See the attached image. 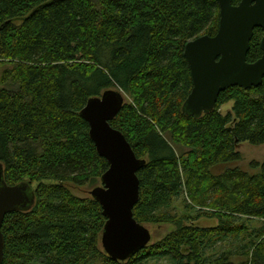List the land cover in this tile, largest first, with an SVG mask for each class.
Wrapping results in <instances>:
<instances>
[{"label":"trees","instance_id":"16d2710c","mask_svg":"<svg viewBox=\"0 0 264 264\" xmlns=\"http://www.w3.org/2000/svg\"><path fill=\"white\" fill-rule=\"evenodd\" d=\"M219 21L217 0H0V65L10 66L0 87V163L9 185L37 184L33 208L4 220L2 264H264V159L245 170L237 150L264 144V79L226 89L199 118L182 109L193 88L185 44L215 36ZM263 36L254 30L249 62L262 57ZM109 88L132 100L111 125L147 160L134 217L176 225L126 261L101 246L100 203L69 189L98 186L109 168L80 114ZM184 192L196 216L168 211ZM202 216L219 224H195ZM253 219L262 226L250 231Z\"/></svg>","mask_w":264,"mask_h":264},{"label":"water","instance_id":"95a60500","mask_svg":"<svg viewBox=\"0 0 264 264\" xmlns=\"http://www.w3.org/2000/svg\"><path fill=\"white\" fill-rule=\"evenodd\" d=\"M220 7L219 29L215 36L202 35L185 44L193 88L183 104V111L199 118L216 108L220 93L239 86L250 89L264 79L263 55L249 62L247 55L256 28L264 29V0H217ZM125 103L123 90L109 88L100 96L89 98L81 116L89 123L90 136L109 168L101 177L102 185L90 194L100 203L106 218L101 246L113 259L126 261L151 242L150 230L134 217L140 198L138 171L147 163L135 154L125 135L111 125ZM36 202L33 186L22 181L9 185L0 163V264L4 259L3 223L9 213L29 211Z\"/></svg>","mask_w":264,"mask_h":264},{"label":"rangeland","instance_id":"374dc122","mask_svg":"<svg viewBox=\"0 0 264 264\" xmlns=\"http://www.w3.org/2000/svg\"><path fill=\"white\" fill-rule=\"evenodd\" d=\"M9 67L10 66L8 63H4L0 65V87L6 85L2 81V77L5 70H7ZM123 94L125 96V101L127 103L132 101L131 97L128 94H126L125 92H123ZM232 104L233 102H229L228 104L222 106L221 112L223 114H226L228 111L231 110ZM237 150L241 152L243 157L239 164L245 170L252 171V169L250 168V163L252 161L262 162V160L264 159V144L260 146H254L251 145L249 142H243L238 145ZM99 185H102L101 180H99L98 186ZM33 186L36 187L37 184L35 183ZM93 188L92 186H88V185L82 187H77L74 184L69 185V189L71 190V192L81 198L91 197L90 191ZM186 201L188 202V204L193 205L191 200H189V198L187 197V193L184 192V194L181 195V197L173 203L172 207L168 211L171 214L178 215V217L180 218L183 217L185 218L188 216L191 217L196 216L197 211L199 210L200 207L195 206V209H188L186 207V203H185ZM187 222L191 223L192 220L188 219L186 223ZM194 223L202 227H215L219 224V220L215 217L202 216L199 217L196 221H194ZM144 225L150 230L152 235V239L149 245L157 243L158 241H160L161 239H163L173 230L176 229V225L171 223H145ZM248 226L250 227V231H254L255 228H260L262 226V221L258 219H253L251 222L248 223ZM149 264H170V263L167 262L166 260H163L159 262L150 261Z\"/></svg>","mask_w":264,"mask_h":264},{"label":"bare ground","instance_id":"6f19581e","mask_svg":"<svg viewBox=\"0 0 264 264\" xmlns=\"http://www.w3.org/2000/svg\"><path fill=\"white\" fill-rule=\"evenodd\" d=\"M185 48V47H184Z\"/></svg>","mask_w":264,"mask_h":264}]
</instances>
